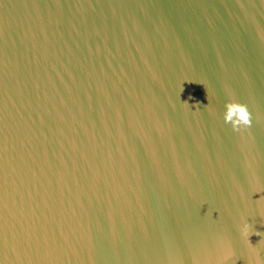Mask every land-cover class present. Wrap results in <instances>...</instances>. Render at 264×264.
<instances>
[{
  "label": "water",
  "instance_id": "obj_1",
  "mask_svg": "<svg viewBox=\"0 0 264 264\" xmlns=\"http://www.w3.org/2000/svg\"><path fill=\"white\" fill-rule=\"evenodd\" d=\"M0 264H264V33L0 22Z\"/></svg>",
  "mask_w": 264,
  "mask_h": 264
},
{
  "label": "clouds",
  "instance_id": "obj_2",
  "mask_svg": "<svg viewBox=\"0 0 264 264\" xmlns=\"http://www.w3.org/2000/svg\"><path fill=\"white\" fill-rule=\"evenodd\" d=\"M233 108H236V106L235 105L229 106L228 119H231ZM237 116H238V119L231 120L234 128L238 127L241 123H243L244 125H247L249 123L248 113L243 106H239L237 108Z\"/></svg>",
  "mask_w": 264,
  "mask_h": 264
}]
</instances>
